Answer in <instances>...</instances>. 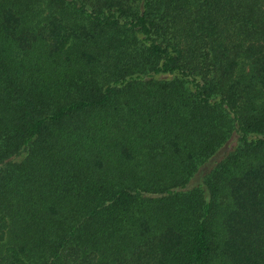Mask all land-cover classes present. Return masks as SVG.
Returning <instances> with one entry per match:
<instances>
[{
	"label": "trees",
	"instance_id": "trees-1",
	"mask_svg": "<svg viewBox=\"0 0 264 264\" xmlns=\"http://www.w3.org/2000/svg\"><path fill=\"white\" fill-rule=\"evenodd\" d=\"M0 264H264V0H0Z\"/></svg>",
	"mask_w": 264,
	"mask_h": 264
}]
</instances>
